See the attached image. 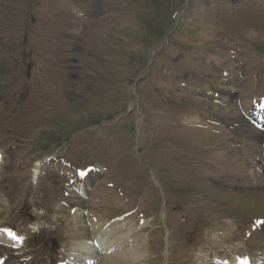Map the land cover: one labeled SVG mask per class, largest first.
<instances>
[{
	"label": "rangeland",
	"instance_id": "1",
	"mask_svg": "<svg viewBox=\"0 0 264 264\" xmlns=\"http://www.w3.org/2000/svg\"><path fill=\"white\" fill-rule=\"evenodd\" d=\"M236 71L245 80L230 88L250 109L264 96V0H0V221L26 238L0 254L47 264L78 238L56 189L61 147L74 150L66 161L87 148L85 164L110 168L95 181L109 199L99 209L133 211L140 229L113 240L122 251L104 264H166L184 252L198 264L201 247L231 227L246 244L251 217L264 216V129L207 96L229 92L223 74ZM222 167L236 170L222 179ZM118 193L121 206L110 203ZM255 241L253 254H264Z\"/></svg>",
	"mask_w": 264,
	"mask_h": 264
},
{
	"label": "bare ground",
	"instance_id": "2",
	"mask_svg": "<svg viewBox=\"0 0 264 264\" xmlns=\"http://www.w3.org/2000/svg\"><path fill=\"white\" fill-rule=\"evenodd\" d=\"M227 83V85H229V88H230V86H233V83H234V79L232 78L229 82H226ZM221 91L223 90V91H225L226 92V90H225V87L224 86H221ZM220 99L222 100V102H227L226 100H228L227 99V94H226V96H222V97H220ZM219 100V99H218ZM262 108H263V110H264V105H262ZM262 116H264V111H263V113H262ZM35 173V175L37 174V170L34 172ZM245 190V189H244ZM249 194H251V193H249ZM117 224V223H116ZM234 236H236L237 234L234 232V234H233ZM110 240L109 241H107V240H105L104 238H100V241H98L99 242V244L101 245V247H103L104 249H105V246L107 247V249H108V247H113V245H111V244H114V242H113V238H112V236L110 235ZM0 242L1 243H5V244H9V245H11V246H14L15 244H17V242H18V240L17 239H11V240H9V239H0ZM91 247V246H90ZM91 250L92 251H94V249L91 247ZM78 257V255L76 256V258ZM214 257H216V256H214ZM213 257V258H214ZM261 264H264V260L263 261H261L260 262ZM216 264H219V263H216Z\"/></svg>",
	"mask_w": 264,
	"mask_h": 264
},
{
	"label": "snow or ice",
	"instance_id": "3",
	"mask_svg": "<svg viewBox=\"0 0 264 264\" xmlns=\"http://www.w3.org/2000/svg\"><path fill=\"white\" fill-rule=\"evenodd\" d=\"M9 234H11V233H9ZM245 264H246V262H245Z\"/></svg>",
	"mask_w": 264,
	"mask_h": 264
}]
</instances>
